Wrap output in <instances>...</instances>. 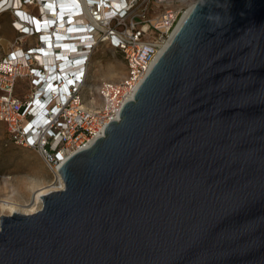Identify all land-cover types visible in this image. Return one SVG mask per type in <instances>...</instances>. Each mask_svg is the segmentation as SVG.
<instances>
[{"label":"water","instance_id":"95a60500","mask_svg":"<svg viewBox=\"0 0 264 264\" xmlns=\"http://www.w3.org/2000/svg\"><path fill=\"white\" fill-rule=\"evenodd\" d=\"M0 264H264V0H197Z\"/></svg>","mask_w":264,"mask_h":264},{"label":"built area","instance_id":"2783aa9c","mask_svg":"<svg viewBox=\"0 0 264 264\" xmlns=\"http://www.w3.org/2000/svg\"><path fill=\"white\" fill-rule=\"evenodd\" d=\"M196 1L0 0L14 33L5 50L0 35V121L9 140L35 150L60 179L63 156L118 119ZM106 46L120 52L127 75L91 91V60Z\"/></svg>","mask_w":264,"mask_h":264},{"label":"rangeland","instance_id":"374dc122","mask_svg":"<svg viewBox=\"0 0 264 264\" xmlns=\"http://www.w3.org/2000/svg\"><path fill=\"white\" fill-rule=\"evenodd\" d=\"M6 18L9 20L7 15H0V33L5 29L4 22ZM2 44H6L5 40L2 41ZM2 50L0 49V53ZM109 64L114 65L116 73L119 72L115 77L109 75L112 81L117 82L127 75L120 52L107 46L102 47L92 57L87 82L88 89L93 91L100 80L108 78V72L105 69ZM51 183L53 185L57 184L55 177L41 156L33 149L13 144L8 138L5 124L0 121V199L21 200L29 203L32 190L28 185L37 184V186H40ZM17 190H19V193H16Z\"/></svg>","mask_w":264,"mask_h":264},{"label":"bare ground","instance_id":"6f19581e","mask_svg":"<svg viewBox=\"0 0 264 264\" xmlns=\"http://www.w3.org/2000/svg\"><path fill=\"white\" fill-rule=\"evenodd\" d=\"M185 15H186V13L182 17V20L185 17ZM1 40H2V38H1ZM114 68L115 67H114L113 64L107 65L105 70H106V72H108V78L106 80L102 79L103 81L111 82V83L112 82L113 83L116 82V81H112V79L110 78L111 76L115 77L119 73V72L116 73L115 72L116 70H114ZM109 75H111V76H109ZM124 78H122L121 80H123ZM121 80H119V81H121ZM119 81H117V82H119ZM137 82H139V80ZM137 82L135 83L134 87L137 85ZM93 102H94V98L90 99V103L89 104H91ZM66 156L67 155L63 156L62 162L66 159ZM54 177H55V182L57 183V184L55 183L56 185H53V183L47 184V185H40V186L39 185L37 186V184L36 185H34V184L28 185L29 188L32 190V195L30 196V202L29 203H25V202H23L21 200L9 201L6 198L5 199H0V212L2 214L10 215L12 213L31 214V213H34V212L38 211L41 208V196L42 195L47 194V193H49L51 191H55L57 189L63 188V182H62L61 178L59 179L57 176H54ZM6 190L8 191V187L7 186H6ZM16 193H19V190H17Z\"/></svg>","mask_w":264,"mask_h":264},{"label":"crops","instance_id":"0c3cea01","mask_svg":"<svg viewBox=\"0 0 264 264\" xmlns=\"http://www.w3.org/2000/svg\"><path fill=\"white\" fill-rule=\"evenodd\" d=\"M4 23H5L4 24L5 29H4V31L2 33H0V35H1V38H2L1 42L3 40H5V43L6 44L5 45L2 44V47L5 50L8 47L9 41L13 38V34L14 33H13L12 29L9 26V20H8V18L5 19V22Z\"/></svg>","mask_w":264,"mask_h":264}]
</instances>
